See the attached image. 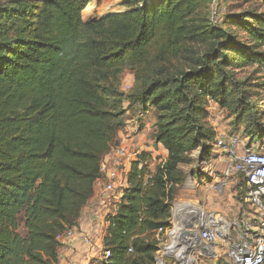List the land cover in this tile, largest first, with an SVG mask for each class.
<instances>
[{
  "label": "trees",
  "instance_id": "trees-1",
  "mask_svg": "<svg viewBox=\"0 0 264 264\" xmlns=\"http://www.w3.org/2000/svg\"><path fill=\"white\" fill-rule=\"evenodd\" d=\"M91 0H0V264H57V235L78 227L100 179L103 157L123 127L108 82L124 68L204 38L193 18L201 0H129L128 9L84 22ZM245 42L209 30L215 43L196 68L153 77L139 92L142 114L154 111L153 140L163 158L139 151L130 161L116 208L105 216L100 264H152L156 230L184 181L180 165L215 137L204 128L209 103L229 111L250 143L264 141V107L233 78L239 64L264 69V13L233 16ZM217 38V39H216ZM230 65V66H229ZM230 71V72H229ZM23 213L25 235L17 231Z\"/></svg>",
  "mask_w": 264,
  "mask_h": 264
},
{
  "label": "rangeland",
  "instance_id": "rangeland-1",
  "mask_svg": "<svg viewBox=\"0 0 264 264\" xmlns=\"http://www.w3.org/2000/svg\"><path fill=\"white\" fill-rule=\"evenodd\" d=\"M128 1L91 0L89 4H92L96 10L90 12L86 19L82 17V20L87 22V20L90 21L108 13L125 11L128 9ZM260 12L264 13V0H201L193 18L201 29L206 28L207 33L204 38H200L196 42L188 41L180 44L173 55L161 54L155 59H143L134 67L124 68L118 76L108 82L116 91V96L110 100L115 104L117 110L123 112L121 118L124 125L118 137V145H123L129 152V160H132L141 150L149 151L155 158L160 157L162 160L165 157L164 152L166 153V151L163 152L162 146L156 145L153 140L154 111L150 109L147 114H142L144 107L139 102L141 88L155 76L179 75L183 71L195 69L197 56L208 51L215 43V38L208 33L213 27L212 25H217L221 31L235 36L236 42H245L244 34L238 24H235L233 16L241 17L244 14ZM226 54L231 56L230 60L233 62V66L229 65L230 67L227 68L231 70L233 78L244 82L242 87L249 92L258 94L250 99L255 103V106L264 107V69L237 63L239 59L237 55L233 56V50L226 51ZM207 112V116L200 122L204 128L213 127L215 137L211 141H203L201 146L190 151L187 155V162L180 165V170L185 177L177 196H183L186 184L195 181L197 183L195 198L208 209H218L229 213L234 209V203L238 201V197L233 193L239 191V185L229 184L227 190L223 189L224 186L220 183L221 172L227 164L223 161L225 160L224 154L215 146V138L218 133L244 137L246 135L245 128L248 126L247 128L253 129L254 124L253 122H243L238 125V128H235L232 123L234 116L229 111L220 109L213 102L208 104ZM263 120L257 116L259 123L262 124ZM137 132L139 136H137ZM234 178L238 179L239 176ZM215 183L218 188L211 187ZM17 219V231L20 235H25L26 230L22 222L23 213H19ZM103 248L102 245L99 251ZM216 264H223V262L219 258Z\"/></svg>",
  "mask_w": 264,
  "mask_h": 264
},
{
  "label": "built area",
  "instance_id": "built-area-1",
  "mask_svg": "<svg viewBox=\"0 0 264 264\" xmlns=\"http://www.w3.org/2000/svg\"><path fill=\"white\" fill-rule=\"evenodd\" d=\"M129 87V86H128ZM215 146L224 154L226 166L221 172L223 189L239 185L234 191L238 201L229 213L208 209L195 198L197 183L186 184L185 202L178 198L180 189L170 202L168 224L156 230L158 250L152 264H264V152L261 144L250 143L246 137L218 133ZM130 154L117 145L106 154L99 166L103 180L101 202L118 199L125 186ZM239 176L238 179L234 178ZM211 187L218 188L212 184ZM92 217V216H91ZM77 237L82 244L95 247L94 261L100 264L109 251L95 244L94 238L79 227H70L57 235L62 245ZM63 264H73L65 261Z\"/></svg>",
  "mask_w": 264,
  "mask_h": 264
},
{
  "label": "crops",
  "instance_id": "crops-1",
  "mask_svg": "<svg viewBox=\"0 0 264 264\" xmlns=\"http://www.w3.org/2000/svg\"><path fill=\"white\" fill-rule=\"evenodd\" d=\"M121 132L119 133L120 136ZM137 136L139 133L137 132ZM261 144V151L264 152V141L259 142ZM164 152V150H163ZM166 155V153L164 152ZM128 170V169H127ZM103 188V180H96L94 183V191L89 198L83 213L79 219L78 227L94 238L95 244L103 245V230L105 225V216L108 213H113L116 205L115 203L101 202V190ZM232 211V210H231ZM92 216V217H91ZM95 247H89L82 244L80 240L75 237L67 239L60 247L57 264H63V262L69 260L73 261V264H87L92 262L94 256Z\"/></svg>",
  "mask_w": 264,
  "mask_h": 264
},
{
  "label": "bare ground",
  "instance_id": "bare-ground-1",
  "mask_svg": "<svg viewBox=\"0 0 264 264\" xmlns=\"http://www.w3.org/2000/svg\"><path fill=\"white\" fill-rule=\"evenodd\" d=\"M108 1V0H107ZM104 6H105V4H104ZM105 9V8H104ZM94 10H96L95 8H94V6L92 5V4H88L87 5V7L83 10V18L84 19H86V17H89L88 15L90 14V12H92V11H94ZM98 11H101V9H98ZM97 11V12H98ZM96 12V11H95ZM94 17V16H93ZM96 18V17H95ZM88 21V20H87Z\"/></svg>",
  "mask_w": 264,
  "mask_h": 264
},
{
  "label": "water",
  "instance_id": "water-1",
  "mask_svg": "<svg viewBox=\"0 0 264 264\" xmlns=\"http://www.w3.org/2000/svg\"><path fill=\"white\" fill-rule=\"evenodd\" d=\"M178 199H179L181 202H183V203L185 202V198H184V197H179Z\"/></svg>",
  "mask_w": 264,
  "mask_h": 264
}]
</instances>
